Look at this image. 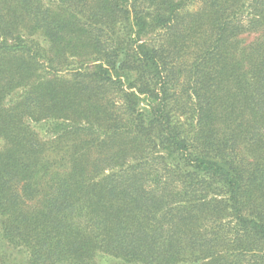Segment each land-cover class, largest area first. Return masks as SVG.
Returning a JSON list of instances; mask_svg holds the SVG:
<instances>
[{
  "label": "trees",
  "instance_id": "obj_1",
  "mask_svg": "<svg viewBox=\"0 0 264 264\" xmlns=\"http://www.w3.org/2000/svg\"><path fill=\"white\" fill-rule=\"evenodd\" d=\"M264 264V0H0V264Z\"/></svg>",
  "mask_w": 264,
  "mask_h": 264
},
{
  "label": "rangeland",
  "instance_id": "obj_2",
  "mask_svg": "<svg viewBox=\"0 0 264 264\" xmlns=\"http://www.w3.org/2000/svg\"><path fill=\"white\" fill-rule=\"evenodd\" d=\"M103 261H104V264H123L120 261L115 260V259H106V260H103Z\"/></svg>",
  "mask_w": 264,
  "mask_h": 264
}]
</instances>
